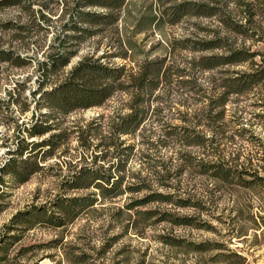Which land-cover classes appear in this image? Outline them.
Returning <instances> with one entry per match:
<instances>
[{
	"label": "trees",
	"instance_id": "1",
	"mask_svg": "<svg viewBox=\"0 0 264 264\" xmlns=\"http://www.w3.org/2000/svg\"><path fill=\"white\" fill-rule=\"evenodd\" d=\"M128 1L40 0L39 8L34 9L32 0H0V6L18 5L31 12L33 19L30 23L10 19L5 23V27L15 31V37L22 41H33L38 45L31 54L20 52L10 46L0 47V62H7L15 67L33 68L32 74L27 76L24 82H18L8 92L7 98L0 97V123L7 125L9 129L2 143L6 150L1 155L0 197L4 193H9L6 189L8 185L10 186L8 182L23 184L29 181L32 175L45 168V163L50 157L56 156L57 149L64 145L70 135L68 128L63 126L62 116L75 110L102 106L120 91H126L130 95L127 111L98 116V126L95 127L98 134L80 127L76 132L77 139L86 149L91 147L93 135H98L96 144L98 153L94 155L92 163V165L98 163V168L83 164L77 169V164L71 165L66 160L59 161L60 164L64 162L72 166V172L60 180L62 191L52 200L53 206L51 208L46 205L31 206L22 210L10 223L3 225L4 232H9L14 227L26 231L38 223H47L57 228L64 227L77 219L83 210L93 207L97 201L101 205L106 200L112 201L124 194L150 190L148 177L140 176L141 169L133 173V177L140 180H127V167L133 160V151L138 144L131 142L129 136L136 135L140 130L139 133L144 136L142 142L154 147L165 143L166 138L162 136L175 134L166 132L153 140V131L150 130L149 134H146V123L151 118L152 100L167 96L160 94L153 98L156 91L163 86V80L164 84L168 85L176 77L178 84L189 85L191 89L202 91L200 94L206 98L204 106H199L191 112L185 110L180 112L185 122L192 121L188 118L189 115L193 118L194 121L190 125L195 124L197 127L206 123L210 134L188 126L183 129L180 139L186 145L206 150L209 158L207 160L192 153L182 154V162L177 163L175 167L163 162L160 164L161 170H157L156 165L154 168L150 166V173L154 174L164 187H171L170 179L181 177L196 169L199 174L213 179L216 191L221 192L225 188L230 190L234 194L233 208L236 214L233 222H228L231 225L227 233L228 244L218 241L198 243L187 241V246L196 251L215 249L216 260L226 264H252L250 256L254 251V236H257L255 229L259 230L261 226L259 221L254 224V203L249 202L247 192L254 194V189L259 190L264 184V138L254 134L252 120L254 116L258 119L264 133V49L254 48L253 45L256 43L264 45V26L257 19L264 15V0H223L221 5L215 4L218 0H169L158 14H151L148 17L149 24L152 22L159 24L165 20L170 24H176L188 15L216 16L219 17L221 27L229 31L228 34H224L221 30H213L212 36L208 39L185 37L178 40L183 44L181 46L183 48L199 52L210 51L192 58L189 74L186 73V68L166 64L167 57L155 59L146 57L137 63L136 68H128L127 64L110 60L116 57L129 58L128 48L127 50L109 48L98 56L95 51H90L73 62L84 41L102 35L119 23L121 11ZM231 1L239 8L238 19H234L227 10ZM50 3L60 4L61 23L53 29L51 38L47 41L45 38L41 43V38H33L30 33V24L52 29L51 26L36 20L37 17H41L47 22L51 21L50 16L44 12V9H51ZM139 25L140 21L136 25L138 27L136 32L143 31ZM248 36L253 42L250 45L246 44ZM175 41L177 40L170 42L172 47L175 46ZM128 44L132 45L131 42ZM197 70L210 71L205 90L198 84L199 77H195ZM185 75L190 77L184 78ZM33 76H36L35 88L26 94V83ZM244 96L250 97L252 102L246 105L241 103L240 99ZM233 101L236 102L235 109L230 107ZM160 105L157 103L153 110L155 121L164 124ZM250 106H259L262 109L256 112L254 108H249ZM28 111H31V114L25 116ZM249 113L251 119L246 116ZM236 140H240L241 144L234 145ZM94 184L98 188V198L96 192L67 195L70 190H87ZM177 189L180 188L170 192L153 190L141 198L132 197L119 207V212L128 216L123 227L126 230L129 227L136 228L157 217L156 221L216 231L217 227L213 224L208 221H197L194 215H178L167 210L160 212L157 209L140 208L156 201L179 207L192 206L206 213L212 210L209 204L213 203V196L204 195L198 198L190 194L182 196L176 192ZM99 210L101 209L98 208ZM132 211L133 213H130ZM246 213L249 218H245ZM260 219L264 220V216L260 215ZM222 223L226 222L222 220ZM18 224L21 227H16ZM263 227L264 224L261 228ZM7 235L3 236L0 245V264H39L38 258L26 263L18 260L21 254L29 260L27 255L36 251V245L22 246L19 254L15 257L10 256L8 247L19 242L21 235ZM119 235L110 237L109 240L106 238L102 251L99 252L106 253ZM161 237L170 244H181L185 241L174 240L167 235ZM233 239L245 245L233 248L230 246ZM248 241L252 242L250 247L247 245ZM57 244L52 247H57ZM65 251L66 258L71 264H84V254H75V258L71 259L67 250Z\"/></svg>",
	"mask_w": 264,
	"mask_h": 264
},
{
	"label": "rangeland",
	"instance_id": "2",
	"mask_svg": "<svg viewBox=\"0 0 264 264\" xmlns=\"http://www.w3.org/2000/svg\"><path fill=\"white\" fill-rule=\"evenodd\" d=\"M40 0H32L34 9L39 8ZM169 0H129L127 5L121 11V20L112 29L107 30L102 35H96L87 39L81 45L79 53L74 57L73 62L78 60L82 55L90 51H95L96 55H101L109 48L112 50H127L129 58L123 59L121 57L111 58L110 60L115 63L127 64L128 68H136L137 63L144 58L150 59L167 57L168 65L173 64L182 68H186V73L189 74L191 60L201 53L206 54L210 51H193L188 48H183L180 41L182 38L189 37L194 39L205 38L208 39L212 36L213 30H221L224 34H228L226 28L221 27L219 17L216 16H195L188 15L181 19L176 24H170L166 20L159 24L150 23L148 17L151 14H158L159 10L166 5ZM221 5L223 0H218L215 4ZM51 4V3H50ZM234 19L240 18L237 14L239 8L231 1L229 2L228 9ZM44 12L50 16L51 21L47 22L41 17H37V21L43 22L52 29H45L33 26L32 24L29 31L33 38H41L46 41L51 38L53 29L58 27L61 23L60 4L52 3L51 9H44ZM39 14V13H38ZM19 20L21 23H30L32 20L31 12L26 11L21 6H0V47L6 48L8 46L20 52H28L31 54L36 48L37 43L33 41H22L15 37V31L6 29L5 23L10 20ZM258 22L264 26V15L257 17ZM260 19V21H259ZM140 21V27L143 31L136 32V25ZM143 22V23H142ZM251 33V32H250ZM175 41V46L172 47L170 42ZM246 44H252V39L249 36L246 38ZM45 41V42H46ZM131 42V46L128 44ZM254 48L264 49L262 43H256ZM212 51V50H211ZM215 51H218L215 49ZM41 55V54H40ZM33 68L31 66L15 67L7 62H0V97L7 98V94L18 82H24ZM210 71L197 70L195 77L198 76V84L205 90L208 82L206 81ZM175 76V75H173ZM190 75H185L184 78H189ZM36 76L26 83V94H29L30 89L35 88ZM160 90L156 91L155 95L166 94L165 98H155L152 100L151 118L146 123L148 135L150 130L153 131V140L158 135L166 132H174L166 138L165 143L158 146H150L142 142L140 130L134 136H129L131 142H136L137 148L133 151V160L127 167V180L138 181L140 178L133 177L134 172H139L141 177H148L150 190L145 189L137 193L124 194L122 197L114 200H106L101 205L96 204L88 209L83 210L80 216L72 223L64 227H52L47 223H38L35 227L22 231L20 228L10 229L9 232H4L3 225L10 223L11 219L31 206H42L51 208L52 200L55 199L58 193H61L60 180L72 171V166L59 163V161L66 160L71 165L77 164L79 169L83 164H88L94 169L98 168V163L92 165L93 157L98 153L96 144L98 143V133L95 127L98 126V116L104 114L106 116L117 113L118 111H127V102L129 100V93L126 91L117 92L113 97L109 98L102 106H95L88 109H79L72 111L62 116L63 126L68 128L70 133L64 145L57 149L56 156L50 157L45 163L46 166L39 173L32 175L31 179L23 184H14L8 182L6 187L7 192L0 197V245L2 244L3 236L10 234L21 235V240L8 247L10 256L15 257L19 254L22 246L36 245L34 253H28L29 260L22 254L18 257L20 262H32L39 259V264H71L67 260L65 250H67L71 259H74L75 254H84V264H226L222 261H217L215 257V249H208L205 251H196L192 247L187 246V241L202 242H222L228 244V230L231 225L228 222H233L235 216V209L233 208L234 194L226 188L223 191H216L213 179L207 175H201L194 169L191 172L185 173L183 176H178L170 179L171 187H164V185L157 181L154 174L150 173V166H156L157 170L160 169V164L165 162L166 165L174 166L182 162L181 155L192 153L196 156H202L207 159V151L200 149L196 146L186 145L180 139L183 129L188 126L196 127L192 124L193 118L189 115L188 118L192 121L185 122L180 111L191 112L199 106L206 104V98L189 85H180L178 80L169 82L168 85L164 84ZM165 90V91H164ZM164 92V93H162ZM167 99V100H164ZM243 104H250L252 102L250 97H243L240 99ZM255 101V100H254ZM185 102V103H182ZM157 103L161 104L162 112L161 118L165 123L161 124L155 121V111ZM233 105V106H232ZM236 102H232L230 107L235 109ZM254 111H261L262 107L250 106ZM250 110V109H249ZM31 114L28 111L25 116ZM157 116V115H156ZM249 119L252 118L251 114L246 115ZM254 134L264 138V133L261 130L258 119L254 116ZM88 128L91 133H97L91 139V147L86 149L84 145L77 139V130ZM198 130H204L207 135L210 134L209 128L206 123H202L196 127ZM8 126L0 123V163L1 155L6 150V146L2 145L7 132ZM75 131V132H74ZM241 144L240 140L234 143ZM233 145V146H234ZM177 152H180L178 154ZM256 147L254 145V164L257 163ZM60 155V156H59ZM186 157V156H185ZM184 157V158H185ZM59 163V164H57ZM53 166V167H51ZM4 187V186H2ZM177 189L179 194L186 196L187 194L194 195L197 198L204 195L213 196L212 210L207 211L210 213L196 210L192 206L179 207L174 204L150 202L141 209H157L160 212L165 210L178 215H194L197 221L213 224L217 230H208L196 228L191 225H176L165 221H156L157 217L152 218L145 224H140L138 227H129L126 230L123 226L127 222L128 216L119 212V207L123 206L126 202L130 201L132 197L141 198L148 192L153 190L159 192H170ZM261 189H254L252 192H247L249 202L254 203V224L259 221L260 226L264 224V220L260 219V215L264 216V184ZM2 190L0 191V193ZM88 192H96L98 198V188L94 184L87 190H70L67 195L86 194ZM102 206V207H100ZM98 208L101 210L98 211ZM134 211V210H133ZM130 212V213H133ZM245 218H249L247 213ZM244 220H247L245 219ZM222 220L226 223H222ZM123 222V223H119ZM232 224V223H231ZM15 225V224H14ZM21 227V225H16ZM258 230L255 229L257 236H254V251L250 256L252 264H264V227ZM5 234H4V233ZM120 234V235H119ZM119 235V238L114 245L106 252L102 253L103 244L106 238ZM162 235L170 236L174 240H185L179 243H166L162 239ZM58 240L57 242H55ZM58 243V244H57ZM252 242L248 241L247 245L251 246ZM57 244V247H52ZM245 243L241 241L232 240L231 247H242ZM249 249V248H248ZM52 256V257H50ZM31 264V263H30Z\"/></svg>",
	"mask_w": 264,
	"mask_h": 264
}]
</instances>
